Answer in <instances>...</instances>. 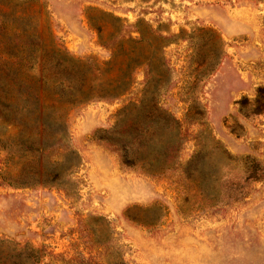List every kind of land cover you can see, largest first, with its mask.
Here are the masks:
<instances>
[{
    "label": "rangeland",
    "instance_id": "rangeland-1",
    "mask_svg": "<svg viewBox=\"0 0 264 264\" xmlns=\"http://www.w3.org/2000/svg\"><path fill=\"white\" fill-rule=\"evenodd\" d=\"M263 90L264 0H0V264H264Z\"/></svg>",
    "mask_w": 264,
    "mask_h": 264
},
{
    "label": "trees",
    "instance_id": "trees-1",
    "mask_svg": "<svg viewBox=\"0 0 264 264\" xmlns=\"http://www.w3.org/2000/svg\"><path fill=\"white\" fill-rule=\"evenodd\" d=\"M122 85H124V82L121 80V78L112 80L109 87L106 88V97L108 96L111 98H117L120 96L125 91V88H123L124 86ZM254 102H257V97L255 98ZM42 125L45 126V122L42 121ZM119 148L123 152L125 163L129 165H140L141 167H146V169H150L149 167L151 166L153 167L152 162H146L143 158H141L136 151L137 148L131 146V144H126L123 142L122 144H119Z\"/></svg>",
    "mask_w": 264,
    "mask_h": 264
}]
</instances>
